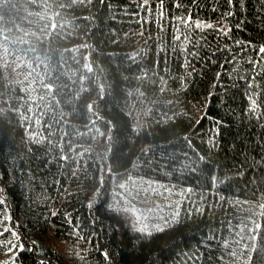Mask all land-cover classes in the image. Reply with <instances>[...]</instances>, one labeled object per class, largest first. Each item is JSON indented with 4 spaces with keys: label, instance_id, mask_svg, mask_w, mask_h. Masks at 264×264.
<instances>
[{
    "label": "trees",
    "instance_id": "trees-1",
    "mask_svg": "<svg viewBox=\"0 0 264 264\" xmlns=\"http://www.w3.org/2000/svg\"><path fill=\"white\" fill-rule=\"evenodd\" d=\"M261 44L264 0H0L17 264H264ZM124 181L156 189L143 226L117 217Z\"/></svg>",
    "mask_w": 264,
    "mask_h": 264
},
{
    "label": "snow or ice",
    "instance_id": "snow-or-ice-1",
    "mask_svg": "<svg viewBox=\"0 0 264 264\" xmlns=\"http://www.w3.org/2000/svg\"><path fill=\"white\" fill-rule=\"evenodd\" d=\"M227 3L231 8V6L233 4V0H227ZM240 5H241V8H243L245 6V0H240ZM232 15H233V11H231V10L226 11L224 13L225 17H230ZM189 19H191L190 16H189ZM224 25H227V21H225ZM196 27L203 30L205 28L214 27V23L211 21H205V20L197 19L196 20ZM215 27H217L216 24H215ZM218 27H219V32H222L223 35H228V33L230 31V28L228 27V25L226 27H223V28H221L220 25ZM235 43L240 44V40H236ZM256 54H257V57L264 56V55H262V54H264V44H261L259 46V51ZM217 76H219V73H217ZM212 95H213L212 92H210L208 94L209 97ZM246 99H248L250 101L249 110L254 109L256 107L255 101H253L250 96L246 97ZM216 134H218V129L216 130ZM4 203H5V200L0 198V204H4ZM5 213H6V215L2 219L11 220V216L7 215V209H5ZM52 215H56V213L53 212ZM66 217L68 218V222L71 223L72 222L71 217L67 216V214H66ZM6 232H10L11 237L13 239H11V240L0 239V246H2L4 249H6L7 253H10L11 255L7 259L0 260V264H17V261L21 260V257L23 256V253L26 249V245L23 242H20L21 237L18 234V232L14 229H11L7 224L4 225L3 230L0 231V236H3V234ZM33 249H35V244H33L32 249H29V252H31ZM103 255L107 256V252L106 251L103 252ZM32 264H43V261L37 260L35 257H33Z\"/></svg>",
    "mask_w": 264,
    "mask_h": 264
},
{
    "label": "rangeland",
    "instance_id": "rangeland-1",
    "mask_svg": "<svg viewBox=\"0 0 264 264\" xmlns=\"http://www.w3.org/2000/svg\"><path fill=\"white\" fill-rule=\"evenodd\" d=\"M148 189V188H147ZM145 186H140L133 181H124L118 184L116 193L117 217L124 224H130L134 227L143 226L145 219V208L151 211L152 203L149 200L150 195L155 194V187L150 188L151 192ZM151 214H149L150 216ZM7 259L1 256L0 260Z\"/></svg>",
    "mask_w": 264,
    "mask_h": 264
}]
</instances>
